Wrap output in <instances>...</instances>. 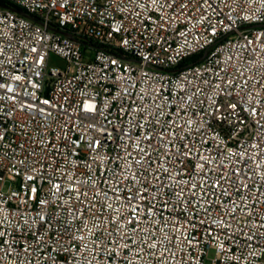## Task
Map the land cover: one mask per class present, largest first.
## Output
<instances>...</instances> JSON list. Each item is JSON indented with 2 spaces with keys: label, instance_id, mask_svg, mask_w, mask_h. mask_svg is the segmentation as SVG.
Here are the masks:
<instances>
[{
  "label": "built area",
  "instance_id": "built-area-1",
  "mask_svg": "<svg viewBox=\"0 0 264 264\" xmlns=\"http://www.w3.org/2000/svg\"><path fill=\"white\" fill-rule=\"evenodd\" d=\"M209 250L264 264V0H0V264Z\"/></svg>",
  "mask_w": 264,
  "mask_h": 264
},
{
  "label": "rangeland",
  "instance_id": "rangeland-1",
  "mask_svg": "<svg viewBox=\"0 0 264 264\" xmlns=\"http://www.w3.org/2000/svg\"><path fill=\"white\" fill-rule=\"evenodd\" d=\"M63 60L58 58L57 56H52L50 59V65L51 66H62ZM215 258V251L209 250L207 259L205 260V264H212V260Z\"/></svg>",
  "mask_w": 264,
  "mask_h": 264
}]
</instances>
